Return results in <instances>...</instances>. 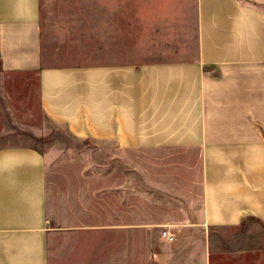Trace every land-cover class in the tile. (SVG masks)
<instances>
[{"label":"crops","instance_id":"crops-1","mask_svg":"<svg viewBox=\"0 0 264 264\" xmlns=\"http://www.w3.org/2000/svg\"><path fill=\"white\" fill-rule=\"evenodd\" d=\"M0 95L12 123L43 115L124 150L199 148L202 208L172 232L197 239L178 249L190 264L221 257L206 240L211 228L264 222V144L236 164L229 143H214L264 137V0H0ZM215 107L222 125L241 124L236 135H213ZM49 198L39 148L2 144L0 264H141L139 230L159 226L59 225ZM162 240L159 261L175 243ZM229 254L231 264H264L251 243Z\"/></svg>","mask_w":264,"mask_h":264},{"label":"rangeland","instance_id":"rangeland-1","mask_svg":"<svg viewBox=\"0 0 264 264\" xmlns=\"http://www.w3.org/2000/svg\"><path fill=\"white\" fill-rule=\"evenodd\" d=\"M6 104L8 102L0 100V146L20 141L31 143L43 153L47 162L49 218L52 221L59 225L78 222L107 226L138 223L149 228L150 225H159L139 230L141 264H190L178 250L184 246L192 248L196 244L193 241L197 239L188 238V234L180 235V244L177 240L163 251L164 257L160 261L154 257L153 251L162 245L163 229L176 231L185 216L192 217L202 208L200 173L206 159L201 158L199 148L159 146L124 150L112 142L77 137L67 127L55 124L43 115L12 123ZM16 109L29 114L31 107L17 106ZM210 111V130L214 136H221L226 127H229L227 131L230 134L236 135L241 124L222 125L218 108ZM251 126L246 124L244 132L251 133ZM214 143L220 146L229 143L230 160L237 164L251 158L253 154L244 149L264 144V137ZM225 158L221 157L216 163L223 162ZM239 226V230L228 227L210 229L211 237L206 239L210 250L221 253L216 264H231L234 258L229 253L243 248L244 243H251L253 250L264 248V222L261 219L247 218ZM200 231L193 232L191 236L196 238L194 234H200ZM126 235L123 234V249L130 250L131 241L126 242L129 238ZM107 239V252H112L116 249L114 235L108 234Z\"/></svg>","mask_w":264,"mask_h":264},{"label":"built area","instance_id":"built-area-1","mask_svg":"<svg viewBox=\"0 0 264 264\" xmlns=\"http://www.w3.org/2000/svg\"><path fill=\"white\" fill-rule=\"evenodd\" d=\"M161 237L169 243H174L177 240V237H175L174 234L166 228L161 231Z\"/></svg>","mask_w":264,"mask_h":264}]
</instances>
